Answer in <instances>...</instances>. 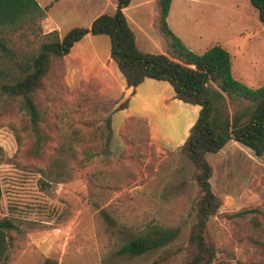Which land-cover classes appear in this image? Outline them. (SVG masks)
I'll use <instances>...</instances> for the list:
<instances>
[{"label": "rangeland", "instance_id": "374dc122", "mask_svg": "<svg viewBox=\"0 0 264 264\" xmlns=\"http://www.w3.org/2000/svg\"><path fill=\"white\" fill-rule=\"evenodd\" d=\"M36 1L45 10L51 4L48 22L45 12L36 26L7 35L13 61L38 53L49 29L43 24L55 25L60 37L87 28L102 0ZM151 7L154 1L139 15L148 32ZM167 24L188 51L202 55L220 46L236 81L251 90L264 86V25L249 0H172ZM152 35L158 44L147 52H167L159 32ZM69 79L65 60L55 62L36 92V127L21 99L0 91V222L12 225L6 263L153 264L172 251L163 264H183L200 196L193 165L180 147L165 148L137 120L121 133L111 130L106 143V119L123 98L105 97L95 82L71 87ZM225 102L230 113L248 104L226 96ZM172 123L164 122V131L178 139L181 122ZM207 160L212 192L222 202L206 227L216 247L213 264H264V155L229 141ZM159 229L176 232L160 251L119 254L131 238Z\"/></svg>", "mask_w": 264, "mask_h": 264}, {"label": "trees", "instance_id": "16d2710c", "mask_svg": "<svg viewBox=\"0 0 264 264\" xmlns=\"http://www.w3.org/2000/svg\"><path fill=\"white\" fill-rule=\"evenodd\" d=\"M130 1L117 0L115 13L97 17L89 28H73L62 37L57 31L47 33L36 55L27 60L13 61L14 53L7 47V35L36 26L45 18L47 9H42L36 0H0V91L9 97L20 98L23 109L36 127L39 123L36 92L44 89L52 65L62 61L75 43L90 34L108 37L110 58L128 88H136L145 79L167 82L177 100L199 106L198 117L180 147L181 153L194 167V181L200 191L195 207V222L183 249V264H213L216 247L206 227L222 202L212 192L210 179L213 167L207 155L218 153L229 141L245 146L256 157L264 155V86L251 90L236 81L231 75L229 54L220 46H213L202 55L188 51L167 24L172 0H156L157 14L153 24L166 42L168 51L166 54L140 51L123 13ZM249 2L257 10L259 22L264 25V0ZM225 96L229 100L240 99L248 104L230 113ZM127 105L128 101H124L118 109ZM111 123V117H108L106 143L112 136ZM1 195L0 186V198ZM11 228L9 221L0 222V264H7V233ZM175 234V230L159 229L149 236L131 238L121 247L119 254L139 257L156 253ZM171 252L153 264L165 263L168 256L175 253ZM44 264L57 263L47 259Z\"/></svg>", "mask_w": 264, "mask_h": 264}, {"label": "crops", "instance_id": "0c3cea01", "mask_svg": "<svg viewBox=\"0 0 264 264\" xmlns=\"http://www.w3.org/2000/svg\"><path fill=\"white\" fill-rule=\"evenodd\" d=\"M60 1L57 0L56 2L59 3ZM153 1L156 4V0H131L129 6L123 9L127 23L134 34L136 45L144 53H149L146 49L151 44L153 47L155 46L154 44H158L156 36L152 35L156 31L153 24L157 8L154 10L151 7L150 19L147 22V27L151 30L150 32L145 31V23L140 20L139 16L143 14L140 11L144 7L150 6ZM89 2L95 3L96 0H89ZM116 3L117 0H102L101 9L91 19L87 28L91 26L97 17L103 14L113 15L116 11ZM50 6L51 4L44 7H47L46 11H48ZM107 10L110 11L106 12ZM45 22H48V15ZM46 24L43 25L49 28L48 33L51 31L58 32L55 25L46 26ZM93 37L96 36L85 35L79 42L73 45L70 53L64 57L67 75H71V79L67 81L69 86L79 87L81 83L95 82L97 87L102 89L101 93L105 97L112 98L114 96L118 99L123 98L122 102L128 101L126 108L118 109L121 102L110 115L112 121L111 127L114 134L121 133L126 128L127 121L137 120L143 122L147 126L152 138L160 139L165 148L181 147L189 134L190 128L198 117L200 107L185 104L177 100L172 87L167 82L145 79L136 88H128L116 64L110 58L109 39L105 42L102 39H91ZM88 44L96 47V50L93 48L89 50ZM151 54H166V51L165 49H161ZM78 74H82L81 79L75 78ZM170 121L174 123L176 121L177 123L181 122V132L178 134L180 138L175 139L171 134L165 133L163 128L164 122L168 123Z\"/></svg>", "mask_w": 264, "mask_h": 264}]
</instances>
